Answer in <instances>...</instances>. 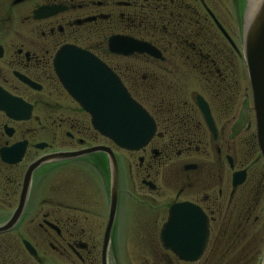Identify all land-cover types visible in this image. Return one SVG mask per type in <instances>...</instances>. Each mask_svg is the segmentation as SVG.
Wrapping results in <instances>:
<instances>
[{
  "label": "flooded vegetation",
  "instance_id": "flooded-vegetation-1",
  "mask_svg": "<svg viewBox=\"0 0 264 264\" xmlns=\"http://www.w3.org/2000/svg\"><path fill=\"white\" fill-rule=\"evenodd\" d=\"M243 8V0H0V108L18 109L23 102L31 106L28 120L10 119L0 110V229L23 200L29 165L47 155L75 154L44 162L31 172L21 211L0 231V264H121L119 240L125 225L120 222L129 219L139 230V248L171 254L160 232L175 205L182 206L180 241L185 228L187 238L200 234L201 213L206 243L196 261L171 254L172 264H262L261 249L255 261L246 258L249 227L258 233V248L264 242V225L256 215L264 195V160L255 132L251 141L240 139L237 149H231L229 133L221 149L215 118L222 107V115L231 114L232 101L223 106L216 98L227 90L232 99L229 78L238 74L235 60L243 58L226 20L238 29ZM111 37L146 43L160 59L111 54ZM65 45L91 53L147 112L155 131L145 147L121 150L91 128L88 114L55 75L52 61ZM216 79L224 84L221 89ZM57 88L68 104L55 100ZM197 97L208 107L214 134ZM240 114L233 137L244 119ZM41 135L47 142L40 141ZM99 146L109 148L117 164L113 214L108 157L103 151L84 153ZM198 158L207 160L201 164ZM174 163H179L174 166L175 184L161 186L157 179ZM42 172L48 184L46 192L38 193ZM236 173L241 175L235 179L242 180L233 186ZM43 196L48 197L38 203ZM241 251L243 260L235 259Z\"/></svg>",
  "mask_w": 264,
  "mask_h": 264
},
{
  "label": "water",
  "instance_id": "water-1",
  "mask_svg": "<svg viewBox=\"0 0 264 264\" xmlns=\"http://www.w3.org/2000/svg\"><path fill=\"white\" fill-rule=\"evenodd\" d=\"M242 22V55L251 92L255 137L259 152L264 160V0H259L255 12L247 24L244 17ZM107 50L111 54L124 56L134 53L147 54L154 59H160V54L154 47L123 37L109 38ZM52 63L60 85L67 95L88 114L90 126L94 131L124 151H138L148 144L155 131L153 120L129 96L119 79L91 53L75 46L65 45L57 50ZM196 101L207 127L214 134L213 123L206 103L199 97L196 98ZM0 110L13 120H28L31 116V106L25 102L22 106L20 104L18 109L6 105ZM24 148L25 143L19 144L18 158L22 155ZM96 151H103L108 157L109 205L110 214H113L118 190L117 164L107 147H93L84 153ZM73 155L75 154L47 155L29 165L23 181V200L20 201L14 218L6 226L13 224L16 214L21 211L31 172L44 162L52 159L70 158ZM238 175L241 174L236 173L233 176V186L242 180V178L235 179ZM181 207L175 205L170 208L167 221L160 232V241L163 247L178 260L193 262L201 256L206 243V221L200 213V234L187 238L189 228H185L184 240L181 242V237L178 235L179 209ZM6 226L0 231L4 230ZM190 229L193 230L192 227ZM261 262L264 264V254Z\"/></svg>",
  "mask_w": 264,
  "mask_h": 264
},
{
  "label": "rangeland",
  "instance_id": "rangeland-1",
  "mask_svg": "<svg viewBox=\"0 0 264 264\" xmlns=\"http://www.w3.org/2000/svg\"><path fill=\"white\" fill-rule=\"evenodd\" d=\"M244 1V8L243 10L245 11V8L247 6V1L248 0H243ZM231 13V11H230ZM229 13V14H230ZM244 15V14H243ZM222 19L225 18L226 13L221 11V14L219 15ZM240 21L241 20H237V24H238V29L234 28V26H232V23L228 21V19L226 20L227 24H230L229 26H231V32H232V37H233V41L234 43L237 45V48L239 49V51L242 48V30H243V22H241V26H240ZM238 31V33H237ZM235 64L237 66V75L236 76H231L229 78V82L228 85H230V90H231V94H232V99H229V93H227V90H225L224 92H221L220 95H218V97L216 98V102H220L223 106L224 103H228V101H232V109H231V114L230 115H222V112H224V108L222 107V109L217 110L216 116L215 118L217 119V129H218V133H220V148L224 149V146L226 144H224V140L227 139L228 134L231 133L230 135L234 136V132H233V126L236 123H239L238 120L240 118V113L241 111L243 112V122L242 125L239 126V131L238 134H236L235 137L232 136V141H231V149H237L239 147V144L241 142H239V140L241 139L242 142L243 140H246L248 142V140L251 141V138H253L254 132H255V125H254V114H253V110H252V101H251V92H250V87L248 84V79H247V75H246V70L244 67V62L243 59H239V60H235ZM184 70V69H183ZM236 92V93H235ZM217 93V91H216ZM217 96V95H216ZM228 96V97H227ZM54 98L56 101H58L59 103H69V100L65 97L64 93H62V91H60V89L57 88V90L54 92ZM243 108V109H242ZM242 109V110H241ZM219 113V114H217ZM33 115H37V112L34 111ZM232 132H231V131ZM41 133V132H40ZM46 138V137H45ZM45 138L41 135L39 137L40 141H45ZM229 140V139H228ZM47 142V141H45ZM136 155H134V160L133 162L135 163L136 160ZM205 160H207V158H198L196 159L197 162L203 164L205 162ZM207 163V162H206ZM179 164V163H178ZM177 163H174L171 168L168 166L166 172L164 171V175L163 177H161L160 179H157L158 182H160L162 185L161 186H165L167 185L169 188L172 187L173 184H175V176L174 175V166L178 165ZM206 165V164H205ZM159 172H161V169H159ZM160 175H158L159 177ZM37 182L40 183V186L38 187V193H43L46 192V187H47V177L46 174H43V172L37 176ZM127 177V175H126ZM45 183H44V182ZM199 183H202V176L199 177ZM264 183V181H263ZM39 185V184H38ZM163 188V187H162ZM168 196L171 197L172 194L168 193ZM167 196V199H169V197ZM48 196H43L38 203H40L42 200L47 199ZM128 214V213H126ZM256 215L259 217L260 221L263 223L264 225V195L260 201V204L258 206V212L256 213ZM129 218H127L126 220H128ZM135 221H132V219L124 222L121 221L120 225H125V236L121 239L120 236V248L118 250V257H119V262L121 264H150V263H155V262H164L167 264H172L175 259L172 257L171 254H167V253H162V252H158V250H156V252H152V251H147V249L143 250L144 248V243L142 242V249L139 248V241H138V233L139 230L134 228L135 225ZM128 226V228H126ZM133 227L135 229V231L133 232H129L130 227ZM133 229V230H134ZM259 231V230H258ZM248 232V240H247V253H246V258H248L251 261H255V255L256 253H259L260 249V255H259V262L262 261V257L264 254V231L262 230V238H263V245L262 248H258L257 245H259V237L257 238V231L251 227H249L247 229ZM125 238V239H124ZM124 239V240H123ZM257 239V240H256ZM136 245V246H135ZM133 246V247H132ZM252 247L254 248V250L252 249ZM245 253V251H244ZM244 253L243 251H241L239 254L237 253L236 255L234 254V258L238 259V260H243L244 258ZM231 254V253H230Z\"/></svg>",
  "mask_w": 264,
  "mask_h": 264
},
{
  "label": "bare ground",
  "instance_id": "bare-ground-1",
  "mask_svg": "<svg viewBox=\"0 0 264 264\" xmlns=\"http://www.w3.org/2000/svg\"><path fill=\"white\" fill-rule=\"evenodd\" d=\"M258 2L259 0H248L247 1L248 4L244 11L245 14L243 15L246 24H247V21L250 19L251 15H253V13L255 12Z\"/></svg>",
  "mask_w": 264,
  "mask_h": 264
},
{
  "label": "trees",
  "instance_id": "trees-1",
  "mask_svg": "<svg viewBox=\"0 0 264 264\" xmlns=\"http://www.w3.org/2000/svg\"><path fill=\"white\" fill-rule=\"evenodd\" d=\"M216 86H217V88L219 87L221 89V87L224 86V84L223 83H220L218 81V79H216Z\"/></svg>",
  "mask_w": 264,
  "mask_h": 264
}]
</instances>
